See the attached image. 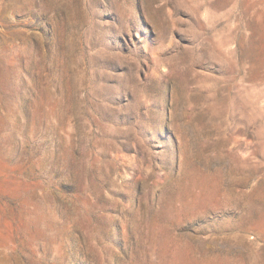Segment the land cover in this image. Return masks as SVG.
Masks as SVG:
<instances>
[{"label":"rangeland","instance_id":"374dc122","mask_svg":"<svg viewBox=\"0 0 264 264\" xmlns=\"http://www.w3.org/2000/svg\"><path fill=\"white\" fill-rule=\"evenodd\" d=\"M0 264H264V0H0Z\"/></svg>","mask_w":264,"mask_h":264}]
</instances>
